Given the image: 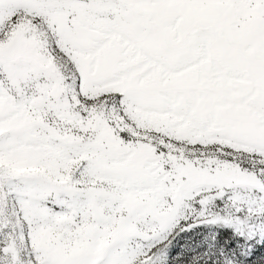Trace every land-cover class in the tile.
<instances>
[{"label":"snow or ice","instance_id":"6c2138e0","mask_svg":"<svg viewBox=\"0 0 264 264\" xmlns=\"http://www.w3.org/2000/svg\"><path fill=\"white\" fill-rule=\"evenodd\" d=\"M0 264H264V0H0Z\"/></svg>","mask_w":264,"mask_h":264}]
</instances>
